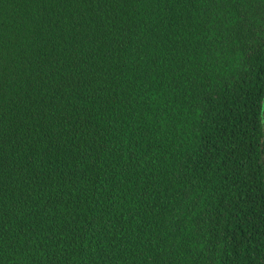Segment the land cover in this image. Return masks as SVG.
Returning a JSON list of instances; mask_svg holds the SVG:
<instances>
[{"label":"trees","instance_id":"1","mask_svg":"<svg viewBox=\"0 0 264 264\" xmlns=\"http://www.w3.org/2000/svg\"><path fill=\"white\" fill-rule=\"evenodd\" d=\"M0 264H264V0H0Z\"/></svg>","mask_w":264,"mask_h":264}]
</instances>
